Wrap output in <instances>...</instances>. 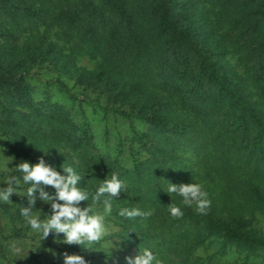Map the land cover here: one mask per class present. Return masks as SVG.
<instances>
[{
  "label": "trees",
  "instance_id": "obj_1",
  "mask_svg": "<svg viewBox=\"0 0 264 264\" xmlns=\"http://www.w3.org/2000/svg\"><path fill=\"white\" fill-rule=\"evenodd\" d=\"M0 18L11 39L0 41V135L7 139L11 175L23 181L15 166L40 158L61 175L72 167L89 194L78 206L111 199L112 211L102 207L100 214L119 225L116 236L126 245L157 243L160 253L186 257L188 264L209 238L219 240L221 255L236 246L246 256H263L264 239L241 212H222L210 201L200 214L167 189L221 181L252 209L264 207V0H0ZM24 23L36 32L19 45L14 33ZM79 52L96 67L78 66ZM40 70L57 75L45 78ZM62 77L98 89L107 98L99 108L128 122L129 167L120 164L121 145L113 157L94 149L85 98ZM34 83L41 98L34 97ZM52 88L75 105L76 119L51 100ZM136 122L147 129L138 130ZM112 173L126 191L93 201L91 186ZM171 203L181 218L171 216ZM123 208L153 214L127 218L119 215ZM158 227L169 234L166 240L159 241ZM0 257L9 264L1 245ZM127 257L104 264H127Z\"/></svg>",
  "mask_w": 264,
  "mask_h": 264
},
{
  "label": "rangeland",
  "instance_id": "obj_2",
  "mask_svg": "<svg viewBox=\"0 0 264 264\" xmlns=\"http://www.w3.org/2000/svg\"><path fill=\"white\" fill-rule=\"evenodd\" d=\"M7 26L8 24H5L2 18H0V41L2 42H11L7 32L9 27ZM22 26L24 27L23 30H17L14 33L15 42L19 43V45L24 43V41L26 42L29 37H32L36 32L27 23L22 24ZM39 30L42 31L43 28H39ZM56 34L58 33L56 32ZM56 34L55 37H57ZM49 37L54 39V34L51 31L49 32ZM74 56L78 66L86 69H94L96 67V61L92 60L86 54L79 52L75 53ZM40 71L45 78H51L57 75L50 70ZM61 79L70 88L72 93L85 98V101L82 102V108L92 133L94 149L99 153L113 157L117 147L121 145L123 156L120 160V164L126 168L129 167V162H127V148L130 144L131 133L128 122L110 112H103L99 108L98 105L107 104V98L104 94L100 93L98 89L77 85L70 78L62 77ZM34 84L36 86L34 97L36 99L41 98L43 89L36 83ZM51 93L52 101L66 108H70L71 116L74 119L78 117L76 107L71 104L69 99L60 95L54 88L51 89ZM135 126L138 130L145 131L147 129V125L144 124V122H136ZM141 156L145 158L147 153L141 151ZM8 168L12 170L9 171ZM12 171L13 166L11 155L8 150L7 139L0 135V188L7 187L5 181L9 178ZM95 173L98 177L105 174L103 172L100 174L97 172ZM19 181L18 185H12L16 189L17 194L14 193L10 197L11 202L5 203L0 201V205L8 207L6 210L0 207V245L4 247L9 264H64V253H68L69 255H81L84 257L86 264H104L108 259L115 262L119 259H123L125 255L135 258L146 248L153 252L157 259L161 261V264H188L185 262L186 257L180 259L166 252L160 253V248L156 246L157 243H152L148 246L144 245L140 248L135 244H123L116 236L120 231L119 225L111 221L105 222L108 234L99 242L93 244L81 246L75 244L69 245L63 242V234L57 235L55 233H50L46 239L42 240L41 235L33 231L26 223L25 218L21 215V207L27 206V199L24 196L26 194V189L30 185L24 184L21 180ZM102 182V180H98L94 186H91L92 189H98ZM194 182L203 186V190L208 193L207 198L222 212L227 210H238L241 212L244 219L248 222V228L257 236L264 239V207L252 209L244 197L234 193L221 181H215L213 183ZM45 191L54 195L50 186H45ZM126 204L127 203L124 205ZM89 205L92 206L94 213L100 214V209L102 207L104 208L102 205L93 203H86L84 207H88ZM136 207H138V205H136ZM50 209L51 205L41 201L37 193L33 215L38 216L42 221L46 220L47 215H50L51 212L44 214V211ZM142 223L145 224V221L142 220ZM145 228L147 227L145 226ZM158 228L163 231L159 236V241L166 240L169 234L163 228ZM148 231L151 232L150 228ZM219 246V240L213 238L207 239L202 246L194 249L192 253L188 255L189 264H264V252L262 257L253 255L246 256V250L231 246L226 250L225 254L221 255L218 253ZM14 248L19 249V252H14ZM0 264H6L1 257Z\"/></svg>",
  "mask_w": 264,
  "mask_h": 264
},
{
  "label": "clouds",
  "instance_id": "obj_3",
  "mask_svg": "<svg viewBox=\"0 0 264 264\" xmlns=\"http://www.w3.org/2000/svg\"><path fill=\"white\" fill-rule=\"evenodd\" d=\"M14 169L22 173L24 184L30 185L24 196L27 199V206L21 207V215L31 229L41 235L42 240L46 239L50 233L63 234L64 243L81 246L99 242L108 234L104 215L94 213L91 205L84 208L78 206L80 202L88 201L89 194L78 187L82 177L72 167L63 168L66 175H61L53 166L46 164L45 160L40 158L36 164L22 161ZM19 182L15 175H10L5 181L7 187L0 188V201L11 202L10 197L14 193L17 194L12 185H18ZM45 186L55 189V194L52 195L45 191ZM126 187L118 174L112 173L110 179L103 180L92 200L99 201L100 197L105 194L110 198L118 197L122 191H126ZM37 193L41 201L51 205V214L47 215V219L43 221L33 215ZM167 193H175L182 197V203L185 206L195 205L196 211L200 214H206L210 207L208 193L199 183H169ZM104 208L107 213L112 211L111 199L104 200ZM168 208L174 218H181L184 214L181 208L174 203L169 204ZM152 214L153 210L142 212L138 208H123L119 212L120 216L127 218H147ZM13 251L19 252V249L14 248ZM126 259L127 264H161V261L147 248L135 258L127 257ZM63 261L64 264H86L83 256L68 253L63 254Z\"/></svg>",
  "mask_w": 264,
  "mask_h": 264
}]
</instances>
